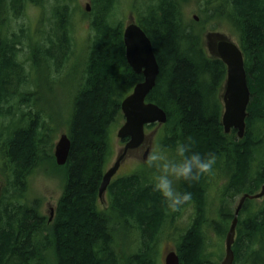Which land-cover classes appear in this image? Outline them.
<instances>
[{"label": "trees", "instance_id": "1", "mask_svg": "<svg viewBox=\"0 0 264 264\" xmlns=\"http://www.w3.org/2000/svg\"><path fill=\"white\" fill-rule=\"evenodd\" d=\"M1 1L4 0H0V17H5L8 12ZM21 1V11L16 15L24 12V0ZM73 1L58 0L52 4L57 24L53 35L47 37L51 47L41 46L45 33L37 39L36 49L50 52L40 53L48 61L57 60L58 56L51 52L55 54L58 47L64 48L58 53L59 68L62 67L59 72L69 61L66 50L73 38ZM116 1L94 0L93 10L86 14L95 35L74 93L67 133L71 149L64 166L56 164V135L50 139L49 123L42 113L33 110L28 97L31 92L23 93L22 99L20 94H6L7 84L18 78L19 87L26 83L29 74L19 61L16 34L0 31V129L4 128L0 132V170L7 178L0 202V264H119L120 257L113 246L115 223H120L124 230L130 226L138 236L141 248L132 257V264H162L160 247L191 204L197 210L192 223L176 228L180 264H221L223 252L217 255V242L208 244V239L212 234L215 240L225 239L234 215L229 213L223 222L209 223V178L214 170H222L221 178L225 179L227 168L231 176L226 190L238 195L255 194L264 186V0H202L198 21L184 13L183 3L189 0H147L144 8H134V12L153 43L160 65L156 86L147 99L168 115L166 124L157 131L158 143L169 147L178 138L191 137L193 150L214 153L216 164L213 172L199 181L181 183L182 190L190 191L193 198L179 210H166L159 194L151 189L149 173L141 171L115 177L107 190L109 210L100 208L99 188L112 156L110 129L124 119L122 102L143 81V75L137 74L126 58L124 22H111ZM32 2L47 5L46 0ZM211 20H224L229 25L244 54L251 101L243 139L235 135V130L226 134L222 124L220 95L227 66L211 55L205 45L204 25ZM25 31L22 29L21 33ZM34 44L30 40L28 46ZM31 63L37 66L38 61ZM15 97L20 100L18 103H14ZM5 102L9 109L1 112ZM22 105L30 108L29 112L23 113ZM2 119L12 124L4 127ZM154 126L147 128L152 130ZM43 166L54 172L64 170L63 191L52 221L51 216L42 212L40 198L26 203L19 199L28 189L30 174ZM245 211L248 214L242 217ZM233 249L234 264H264V202L255 208L245 203Z\"/></svg>", "mask_w": 264, "mask_h": 264}, {"label": "rangeland", "instance_id": "2", "mask_svg": "<svg viewBox=\"0 0 264 264\" xmlns=\"http://www.w3.org/2000/svg\"><path fill=\"white\" fill-rule=\"evenodd\" d=\"M57 1L58 0H46V7L33 4L31 9V4L27 3L26 10L22 14L16 15L15 12L8 11L5 17H0V31H2L3 34L9 33L11 36L12 33L16 34V37L19 39L17 43L19 61L24 65L26 72L29 74V79H26V83L19 85V87L17 86L18 78L13 80V84H7L6 94H20V99H22L23 93L31 92L28 97L33 110L42 113L44 121L49 123L52 129L51 135L49 136L50 139L52 140L56 135V137L53 139V154L55 145L58 142L60 135L62 133H68V122L71 119L73 112L74 93L80 80L79 75L81 66L83 68L89 51L90 43L95 35V31L91 25V18L86 15L87 11L85 10V6L87 4H90L92 7L91 10H93L95 5L94 0H74L72 3H70L72 14L70 33L73 38L71 44H69V47H67V54L70 55V59L66 64L65 69L62 72H59V69H62V67L59 68L58 63H61V61H48V59H46L44 56L39 57L37 66L32 64L31 61L33 50L28 46L30 40L38 42L37 39L43 32L45 35L41 40V46L43 48L51 47L47 37L49 35H53V31H55V26L57 24V21L52 14V4L57 3ZM146 1L147 0H117L113 8L111 22L122 21L124 24H126V21H128L130 16L136 15L134 8H137L138 10L144 8ZM202 3V0L199 2H197V0H189L188 2L183 3V10L186 17L192 19L194 15L199 16L198 8L199 5H202ZM50 19L51 23L49 22ZM204 28L205 45L208 52L213 56L214 54L212 50L209 49V40L207 39V34L211 32L223 33L239 43L238 37L229 29L228 24L225 25L224 20L220 22L211 20V22L209 21L204 25ZM22 29L26 30L24 34L21 33ZM39 52H46L47 54H50V52L46 49L39 48ZM58 53L59 47L57 53L54 54L51 52L53 56H56ZM222 94L223 90L221 91V98ZM14 99V103H18L20 101H18V97H15ZM22 107L23 113L29 112L30 108L24 105H22ZM8 109L7 102L1 104V112H5ZM19 116H21V114H19ZM124 121L125 119L120 120L119 123L113 124L110 129L112 156L110 158L108 167L111 166L114 161H116L119 150L125 145V141L119 139L117 136L118 129L121 127ZM1 124L6 127L12 124V121L2 119ZM3 129L4 128L2 127L0 132L4 131ZM147 133H149V131H147ZM235 135H237V133ZM152 145L161 147L158 143L157 137L155 138ZM259 156L260 155H256L257 158ZM257 163H260V161H257ZM138 171L149 173L150 175L151 170L148 169L146 163L143 160L131 161L127 159L116 175V179ZM216 176L219 175L216 173ZM216 176L213 172V175H211L209 178L210 182L206 186V206H208L209 216L208 220H210L211 217H217V214L220 215V211L222 210L225 213H234L235 208L237 207L242 196L241 194H234V192L232 193L226 190L231 176V172L227 168H225V179L221 178L222 175L219 177ZM5 178L6 176L4 175L3 171L0 170L1 189H5L7 186V179L5 180ZM63 184V169H59L54 172L50 167L43 166L37 170L35 169V171L29 177V190L25 197L28 196V198L32 199L40 198L43 204L42 212L46 216H50L52 213V208L54 209L62 195ZM221 189L223 197L221 196ZM108 202L109 197L107 196L105 201H100V208L103 210H109ZM247 202L251 208H255L257 205L264 202V197L259 199L258 202L256 199H249ZM196 211L195 204H191L188 206V208L183 210L177 220V226H179V229H182L192 223L193 218L197 213ZM247 214L248 213L246 211L243 212L242 217H246ZM115 224L117 231L115 232L116 236L113 246L120 257L119 264H132V257L139 251L138 247L140 245L137 244L136 240L138 236L135 232H131V228H129L130 226L124 230L125 227H123L120 223ZM173 234H175L174 231ZM211 236L208 239V244L217 242V255L223 252V260L225 256V241L224 239L220 240L218 238L215 240V235L212 236L214 238ZM176 245L177 241L175 239L172 240L171 238L162 243L160 247V260L162 264H165L166 254L171 250H175Z\"/></svg>", "mask_w": 264, "mask_h": 264}, {"label": "water", "instance_id": "3", "mask_svg": "<svg viewBox=\"0 0 264 264\" xmlns=\"http://www.w3.org/2000/svg\"><path fill=\"white\" fill-rule=\"evenodd\" d=\"M86 10L91 11L90 4L86 5ZM194 18L199 20L196 15ZM207 39L209 40V49L227 66V77L222 94L224 104L222 124L224 131L226 134H230L234 129L237 132V136L243 139L247 132V109L251 100V90L248 85L244 54L239 44L223 33H209L207 34ZM124 43L127 61L137 74L143 75V81L139 82L131 94L122 102L121 107L125 121L118 129L117 136L119 139L128 140L124 147L119 150L116 161L104 174L99 188L101 200L104 199L109 185L126 159L122 150L148 140L145 131L146 125L158 123L162 126L168 120V115L163 108L154 102L147 101L149 94L156 86L160 73V65L151 39L137 23L133 15L130 16L124 29ZM70 149L71 140L67 133H62L55 146L54 155L57 165H66ZM263 196L264 186L261 192L254 195L247 193L240 198L226 236L225 257L222 264L235 263L233 246L236 240L238 217L245 202L247 199H260ZM165 264H180V258L176 251H170L166 254Z\"/></svg>", "mask_w": 264, "mask_h": 264}, {"label": "clouds", "instance_id": "4", "mask_svg": "<svg viewBox=\"0 0 264 264\" xmlns=\"http://www.w3.org/2000/svg\"><path fill=\"white\" fill-rule=\"evenodd\" d=\"M193 144L191 137L178 138L169 147H156L145 140L122 151L131 161H145L151 170L152 191L159 194L166 210L176 211L193 198L190 191L182 190L181 183L199 181L202 176L212 173L216 164L214 153L202 154L193 150Z\"/></svg>", "mask_w": 264, "mask_h": 264}, {"label": "flooded vegetation", "instance_id": "5", "mask_svg": "<svg viewBox=\"0 0 264 264\" xmlns=\"http://www.w3.org/2000/svg\"><path fill=\"white\" fill-rule=\"evenodd\" d=\"M5 2V3H4ZM21 0H4L3 2L1 1V3H2V5H3V9L5 10V12H19V11H21L20 10V6H21ZM33 3L32 2V0H24V2H23V7H22V11H25L26 10V4L27 3ZM30 3V4H31ZM34 5H36L35 3H33ZM33 4H31V6H30V9L32 8V6H33ZM2 9V10H3ZM31 41H33V40H31ZM34 42V41H33ZM37 43L38 42H35V44L33 45V47H30V49H32L33 51H32V61H39V57H40V52H39V50L38 49H36V46H37ZM62 49H64V48H59V50H62ZM68 52V49L66 50V53ZM67 56H68V59H70V55L69 54H66ZM59 58H58V57ZM57 62H59L60 61V59H61V54L60 55H58L57 54ZM155 136H154V134H150V136H148V140L147 141H149L151 144H153V142H154V140H155ZM127 160V159H126ZM125 160V161H126ZM145 162V161H144ZM214 172H216V173H219V175H222V177H223V175H224V173L222 172V170H214ZM225 172V171H224ZM30 176H31V174H30ZM29 176V177H30ZM7 178H5V180H6ZM28 190H29V186H28V189L26 190V192L24 193V195H22V196H20V201H22V202H24V203H26V202H32L34 199H32V198H28V196L27 197H25L26 196V194H27V192H28ZM2 191V192H1ZM0 196L2 197V194H3V192H4V189H1L0 188ZM221 196L223 197V193H222V189H221ZM1 197H0V202H2L1 201ZM106 197H107V193H106ZM61 198V197H60ZM29 199V200H28ZM54 210H55V207H54ZM52 212H53V209H52ZM225 216H229V212H224L223 210L222 211H220V215L219 214H217V217H215V218H213V217H211L210 218V220H209V223H211V225H214V223L216 222V221H222L223 222V219L225 218ZM207 218L209 219V216H208V213H207ZM178 224H177V222H175L174 223V225H173V227H172V229L170 230V237L168 238V239H175V240H177L176 239V228H179V226H177ZM214 229V228H213ZM174 231V233L175 234H173V231ZM228 231H229V229H228ZM213 233L214 234H216V232L213 230ZM228 233V232H227ZM227 235V234H226ZM167 240V239H166ZM139 249L141 248V247H138ZM176 250V249H175ZM171 251H173V250H171Z\"/></svg>", "mask_w": 264, "mask_h": 264}, {"label": "bare ground", "instance_id": "6", "mask_svg": "<svg viewBox=\"0 0 264 264\" xmlns=\"http://www.w3.org/2000/svg\"><path fill=\"white\" fill-rule=\"evenodd\" d=\"M31 3V2H30ZM31 4H33V3H31ZM48 27V26H47Z\"/></svg>", "mask_w": 264, "mask_h": 264}]
</instances>
